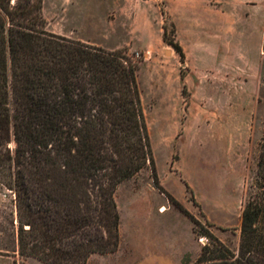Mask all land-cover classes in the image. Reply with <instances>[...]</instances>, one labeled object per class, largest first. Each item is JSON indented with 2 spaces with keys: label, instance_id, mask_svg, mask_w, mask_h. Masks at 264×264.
Listing matches in <instances>:
<instances>
[{
  "label": "rangeland",
  "instance_id": "1",
  "mask_svg": "<svg viewBox=\"0 0 264 264\" xmlns=\"http://www.w3.org/2000/svg\"><path fill=\"white\" fill-rule=\"evenodd\" d=\"M41 12L47 31L137 61L160 186L237 255L264 133V0H42ZM0 181V264H43L18 254L15 193ZM113 199L120 245L85 264L195 263L207 238L153 186L148 167Z\"/></svg>",
  "mask_w": 264,
  "mask_h": 264
},
{
  "label": "trees",
  "instance_id": "2",
  "mask_svg": "<svg viewBox=\"0 0 264 264\" xmlns=\"http://www.w3.org/2000/svg\"><path fill=\"white\" fill-rule=\"evenodd\" d=\"M41 8L42 0H0V178L15 193L18 254L85 264L92 253L115 251L114 191L148 167L153 186L207 238L194 264H264V133L234 255L160 186L137 61L47 31ZM164 34L165 26L163 40L182 58Z\"/></svg>",
  "mask_w": 264,
  "mask_h": 264
},
{
  "label": "crops",
  "instance_id": "3",
  "mask_svg": "<svg viewBox=\"0 0 264 264\" xmlns=\"http://www.w3.org/2000/svg\"><path fill=\"white\" fill-rule=\"evenodd\" d=\"M182 1H184V0H182ZM185 3V2H184ZM121 237V236H120ZM120 241H121V238H120V240H119V244H118V247H119V245H120ZM91 256V255H90ZM90 256L88 257V259L90 258ZM15 257V256H14ZM29 259H33V257H31V258H29ZM12 262V264H13V260L11 261ZM26 262H27V264H31L32 262L30 261V260H26ZM33 264V263H32Z\"/></svg>",
  "mask_w": 264,
  "mask_h": 264
}]
</instances>
